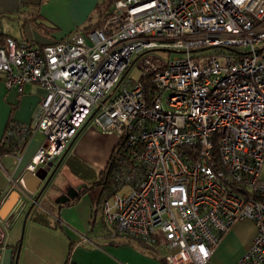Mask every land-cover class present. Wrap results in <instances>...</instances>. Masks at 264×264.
Masks as SVG:
<instances>
[{
	"label": "built area",
	"instance_id": "2783aa9c",
	"mask_svg": "<svg viewBox=\"0 0 264 264\" xmlns=\"http://www.w3.org/2000/svg\"><path fill=\"white\" fill-rule=\"evenodd\" d=\"M156 49L171 55L126 76ZM0 73L17 94L28 83L44 91L30 122L11 119L0 138L15 155L41 133L24 171L55 163L85 125L117 137L99 205L111 238L164 264H206L250 219L256 231L233 264H264V0H114L86 34L41 46L6 36Z\"/></svg>",
	"mask_w": 264,
	"mask_h": 264
},
{
	"label": "crops",
	"instance_id": "0c3cea01",
	"mask_svg": "<svg viewBox=\"0 0 264 264\" xmlns=\"http://www.w3.org/2000/svg\"><path fill=\"white\" fill-rule=\"evenodd\" d=\"M101 1L0 0V30L13 39H31L39 46L57 42L85 23ZM15 18L17 23L21 18L26 23L21 26L20 37L5 28ZM33 21L38 23L37 27ZM2 81L0 73V138L11 119L18 123L30 122L44 92L36 83H28L17 94L13 88L6 89ZM116 138L113 132L104 133L95 126L85 125L35 201L39 190L29 194L24 188L29 183L22 185L20 180L26 173L25 163L42 141L41 133L36 131L15 155L0 148V190L9 189L0 207V216L6 219L11 216L8 213L15 215L0 246V264H11L12 245L17 240L16 264H64L67 258L77 264H163V258L148 247L131 239L111 238L102 211L88 194L84 193L68 206L57 207V202L45 201L51 187L58 186L57 196H61L66 189L80 191L94 181L108 163ZM67 166L82 177L60 184V175ZM255 231L250 219L232 224L214 246L206 264H233L250 245Z\"/></svg>",
	"mask_w": 264,
	"mask_h": 264
},
{
	"label": "trees",
	"instance_id": "16d2710c",
	"mask_svg": "<svg viewBox=\"0 0 264 264\" xmlns=\"http://www.w3.org/2000/svg\"><path fill=\"white\" fill-rule=\"evenodd\" d=\"M113 1L114 0H102L97 6H95V10H94L93 15H91L90 17L87 18L86 21H88V23L87 24L82 23L73 32L80 31L81 28H83V30H85V31L92 30L93 28H96V27L98 28L101 25L102 21L104 20L106 14H107V9H109V7H110L111 3H113ZM37 24L38 23L34 22L35 27H37ZM51 30H54V29L51 28ZM51 30H48V31H51ZM8 35L10 36V34H4L3 32L0 33V45L3 44L4 38ZM81 130H82V128L80 130H78L77 132H75V134L73 135V138H72L73 140L78 136V134L81 132ZM73 140H71L70 143L68 144V146L65 148V150L62 153V156L64 154H66V152H68L67 150L70 147V145L72 144ZM0 148H2L1 144H0ZM116 148L117 147L114 145V147L112 148L113 150H111L110 157L107 161L108 163H106L104 168L99 171V173L97 174L98 175L97 178L94 181H92L91 183H88L87 186L84 187V189L77 191L76 195L70 201H65L64 203H60V204L58 203L57 207L64 206V205L68 206V205L76 202V199L79 198L84 193L88 194L90 196L91 201L94 204H97L99 206L101 203V200H104V197L106 196L107 190L109 188L108 187L109 164L111 163L110 161H111L113 155L115 154V151H117ZM2 150H3V148H2ZM125 240L126 241L129 240V238H127ZM131 241L136 242L138 244H141V242H137L134 240H131ZM18 243H19V240H17L16 243L12 245L11 264H16L14 262V258H15V254L17 253L16 250H17Z\"/></svg>",
	"mask_w": 264,
	"mask_h": 264
},
{
	"label": "rangeland",
	"instance_id": "374dc122",
	"mask_svg": "<svg viewBox=\"0 0 264 264\" xmlns=\"http://www.w3.org/2000/svg\"><path fill=\"white\" fill-rule=\"evenodd\" d=\"M17 18L13 19L14 21H10V22H7V25L5 28H7V31H10L12 35L16 36V37H20V35H22L23 33V27H21L22 25L26 24V23H23V21H21V19H19V23H17L16 20ZM33 19V18H32ZM31 19V20H32ZM84 23V22H83ZM88 21L85 22V24H87ZM82 24V23H81ZM33 25H34V21H33ZM82 33H85L88 32V31H85L83 30V28H81L80 30ZM90 31V30H89ZM171 55V52H165V51H161L159 49H156V50H152V51H149L148 53L144 54L143 57L139 58L134 64H132V66L130 67V69L127 71L126 73V76L128 77H138L139 76V71H138V66L140 64L143 63L144 60H150V59H155L156 57L161 59V60H165L167 59L168 57H170ZM40 138V136H39ZM62 178H60V184H66L68 182H73V180L75 178H78L81 179V175H77L76 172H73L68 166H67V169L66 171L62 172L61 175H60ZM58 186H54V187H51V190L48 192L47 196H45V201L51 203V202H57V198L59 196H57L58 194V189H57ZM70 189V188H69ZM66 192L68 191V189L65 190ZM108 201H110V197L107 198ZM43 206V205H42Z\"/></svg>",
	"mask_w": 264,
	"mask_h": 264
},
{
	"label": "water",
	"instance_id": "95a60500",
	"mask_svg": "<svg viewBox=\"0 0 264 264\" xmlns=\"http://www.w3.org/2000/svg\"><path fill=\"white\" fill-rule=\"evenodd\" d=\"M62 159V156L57 159L55 163H52V161H48L43 165H39L33 174L26 173L22 176V179L20 180V183L23 185L26 183H29L26 185L25 190L29 192V194H33L35 191H37V194L35 195L34 201L36 200L37 196H39V193L41 190H44L43 188L47 184L48 180L50 179L51 174L55 171L56 167L59 165L60 161ZM77 188H70L67 192H64L63 195L59 196L57 198V203H64L65 201H69L72 199L76 193ZM18 247V246H17ZM16 256L15 254L14 262H16Z\"/></svg>",
	"mask_w": 264,
	"mask_h": 264
}]
</instances>
